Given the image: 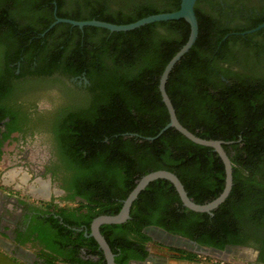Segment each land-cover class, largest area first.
I'll use <instances>...</instances> for the list:
<instances>
[{
	"label": "flooded vegetation",
	"instance_id": "1",
	"mask_svg": "<svg viewBox=\"0 0 264 264\" xmlns=\"http://www.w3.org/2000/svg\"><path fill=\"white\" fill-rule=\"evenodd\" d=\"M15 1L12 14L22 22L23 14L33 11L31 6L47 2ZM4 2L0 0V8ZM181 4L182 0H50L39 11L50 18L54 10L55 20L60 12L65 16L61 18L74 20L100 16L104 21H128L151 6L172 12ZM195 12L210 30L205 41H215L210 57L215 72L211 89L217 86L230 95L244 93L249 86L242 82L261 88L264 35L243 32L261 19L264 0H197ZM59 23L67 22L53 27ZM70 25L56 27L46 36L49 29L41 39L23 46L13 43L8 47L5 41L0 53V61L11 59L9 66L14 69L0 70V252L17 264H107L104 251L90 236L94 218L87 225L93 211L81 207L89 202L85 186L75 181L79 167L65 160L56 130H61L70 114L89 104L95 80L102 76L100 67L111 63V51L104 52L99 41H111L113 32L120 31L95 32L86 27L98 26ZM155 28L167 32L163 24ZM219 80L225 85L220 86ZM234 119L237 125L227 130L231 138L222 140L233 165V186L226 200L211 212H197L177 200L176 188L166 186L158 194L156 189L149 190L133 217L130 211L132 228H106L108 244L109 239L122 244L116 252L110 246L115 264L117 259L125 264H167L170 259L190 262L186 258L190 254L221 264H264V137L254 149L245 148L244 119ZM212 151L218 162L204 172L196 168L191 179L196 196L205 203L226 185L224 161ZM154 197L159 199L152 200L148 209ZM135 229L151 238L144 251L143 237Z\"/></svg>",
	"mask_w": 264,
	"mask_h": 264
},
{
	"label": "trees",
	"instance_id": "2",
	"mask_svg": "<svg viewBox=\"0 0 264 264\" xmlns=\"http://www.w3.org/2000/svg\"><path fill=\"white\" fill-rule=\"evenodd\" d=\"M49 4L50 0H47L44 4L31 6L33 11L24 13L22 22L12 14L11 7L16 5V1L5 0L2 4L4 7L0 8V53L4 51L5 41L10 47L13 43L23 46L30 43L29 41L41 39L42 33L55 21L54 10L48 14L50 18L40 15L41 7ZM156 13L161 12L151 6L139 11L128 21H105L126 24ZM59 15L65 17L60 12ZM96 17L104 21L102 17ZM198 22L199 35L195 44L174 67L166 85L177 116L196 135L220 140L231 138L229 134H232L227 130L229 126L237 125L234 118L241 116L245 124V148L254 149V144L263 140L261 136L264 137V81L259 83L261 88L254 83L242 82V86H249L242 94L232 92L228 95L224 90H218L217 86L211 89L215 72L210 57L214 53L215 41H205L210 30L204 28L199 19ZM262 22L264 12L261 19L251 27L254 28ZM158 24H163L167 32L158 31L155 28ZM56 27L70 28L71 25L59 23L46 32V36ZM86 29L110 32L109 29L99 27ZM75 30L81 32L79 27H75ZM190 33V23L185 19H177L152 22L129 31L113 32L111 41H99L105 48L104 52L111 51V63L108 67H100L102 76H99L98 82L95 80L87 107L70 114L61 130H56L65 160L70 166H74L75 161V166L79 167L78 179L75 181L82 183L87 191L85 195L89 203L81 206L93 211L87 225L101 214L118 213L123 206V200L136 186L137 180L159 169L176 173L189 196L199 204L205 203L196 196L191 179L196 168L204 172L213 166L212 162H218L213 148L193 142L175 128H169L153 141L147 139L157 135L170 121L169 111L159 89L160 77L168 62L187 42ZM255 34L264 35V28ZM78 43L81 44V41ZM9 63V58L1 60L0 70H14ZM219 81L220 86L225 85L223 81ZM254 138L257 140L253 141ZM217 166L224 170L220 163ZM166 186L175 189L167 179L153 181L147 191L141 192L134 201L132 217L135 215L133 211L136 206L143 201L149 190L156 189L158 194ZM224 187L223 184L215 191L216 197L222 193ZM176 198L182 203L178 193ZM154 199L159 198H152L146 205L148 209L152 207L150 204ZM108 227L129 229L132 225L129 220L121 224L103 225L101 232L107 240ZM135 231L143 237L141 248L144 251L145 243L151 238L140 229ZM82 241H85L83 235ZM133 243L136 245L137 241ZM95 244L98 245L96 241ZM109 244L114 252L118 245H122L114 244L111 239ZM127 245L132 246L129 239ZM146 254L147 251L144 255ZM190 255L186 258L193 259L195 256ZM116 264L125 263L117 259Z\"/></svg>",
	"mask_w": 264,
	"mask_h": 264
},
{
	"label": "water",
	"instance_id": "3",
	"mask_svg": "<svg viewBox=\"0 0 264 264\" xmlns=\"http://www.w3.org/2000/svg\"><path fill=\"white\" fill-rule=\"evenodd\" d=\"M197 0H182L181 7L172 12H161L152 14L146 17H143L137 21L126 23V24H116L107 21L92 19V20H74L70 18H61L57 17L56 20L50 25V27L46 30L51 29L58 22H67L75 26H79L83 28L86 25L98 26L107 28L111 31H128L139 28L148 23L157 22V21H167L174 20L179 18H185L191 25V33L187 42L181 47V49L172 57V59L166 65L163 73L160 77L159 89L162 95V99L166 104V107L169 111L170 121L159 131V133L155 136L147 137L148 140L153 141L159 138L165 131L169 128H175L179 132H181L188 139L193 142L212 147L224 161L225 169H226V185L222 193L207 203L199 204L195 202L188 194L185 189L184 184L178 175L170 170L159 169L152 172H149L143 175L139 180H137L136 186L131 190L129 195L123 201V206L121 210L116 214H101L95 217L91 223V232L90 236H93L95 240L99 243L100 247L105 253V257L107 260V264H115V254L112 252L110 245L108 244L106 238L101 232V226L103 224H121L126 222L130 218V211L134 201L138 198L139 194L153 181L157 179H167L172 182L175 186L181 201L184 206L187 208L197 211V212H211L214 208L218 207L221 203H223L226 198L229 196L232 186H233V165L232 162L223 146L222 140L217 139H205L202 138L188 128H186L179 120L176 109L172 103V100L167 92L166 85L170 76V73L180 62L182 57L190 51V49L195 44L198 35H199V23L197 19V15L195 12V4ZM264 28V22L260 23L258 26L249 29L243 34L252 33L261 30ZM7 260L10 262L8 263ZM0 261L1 264H17L12 261L9 257L0 252Z\"/></svg>",
	"mask_w": 264,
	"mask_h": 264
},
{
	"label": "rangeland",
	"instance_id": "4",
	"mask_svg": "<svg viewBox=\"0 0 264 264\" xmlns=\"http://www.w3.org/2000/svg\"><path fill=\"white\" fill-rule=\"evenodd\" d=\"M74 205V204H73ZM195 259V260H194ZM192 259V261H177L176 259H173V260H176L177 261V264H221L219 262H215V260L213 258H208L206 259L204 256H201L199 258H194Z\"/></svg>",
	"mask_w": 264,
	"mask_h": 264
},
{
	"label": "crops",
	"instance_id": "5",
	"mask_svg": "<svg viewBox=\"0 0 264 264\" xmlns=\"http://www.w3.org/2000/svg\"><path fill=\"white\" fill-rule=\"evenodd\" d=\"M177 261L176 260H173V259H170V260H167V262H168L167 264H177Z\"/></svg>",
	"mask_w": 264,
	"mask_h": 264
},
{
	"label": "bare ground",
	"instance_id": "6",
	"mask_svg": "<svg viewBox=\"0 0 264 264\" xmlns=\"http://www.w3.org/2000/svg\"><path fill=\"white\" fill-rule=\"evenodd\" d=\"M7 262L9 263L10 261H9V260H7ZM0 264H1V261H0Z\"/></svg>",
	"mask_w": 264,
	"mask_h": 264
}]
</instances>
